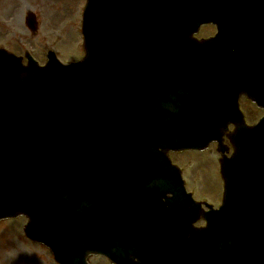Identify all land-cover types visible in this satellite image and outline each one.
I'll list each match as a JSON object with an SVG mask.
<instances>
[{"label":"water","instance_id":"water-1","mask_svg":"<svg viewBox=\"0 0 264 264\" xmlns=\"http://www.w3.org/2000/svg\"><path fill=\"white\" fill-rule=\"evenodd\" d=\"M232 1L236 11L264 7V0ZM178 3L87 0L84 55L69 64L51 52L45 65L31 56L23 65L0 49V200L13 202L1 206L0 218L25 213L26 235L60 264H86V255L100 250L116 264H148L163 253L156 236L134 231L133 220L150 217L170 225L168 260L154 264H264V118L249 126L237 106L245 85L264 71V58L241 55L223 76L211 59L191 58L197 48L209 53L222 31L198 44L194 19L178 22L196 13H174ZM202 3L228 9L226 0ZM232 21L229 30L243 43L242 21ZM223 135L233 146L229 156ZM211 141L222 154L223 197L204 210L168 151L201 150ZM17 165H28L25 179ZM199 218L206 224L196 227Z\"/></svg>","mask_w":264,"mask_h":264},{"label":"rangeland","instance_id":"rangeland-1","mask_svg":"<svg viewBox=\"0 0 264 264\" xmlns=\"http://www.w3.org/2000/svg\"><path fill=\"white\" fill-rule=\"evenodd\" d=\"M84 0H0V46L16 54L25 50L39 61L46 59L47 49L52 48L60 59L81 57L80 32L81 7ZM27 11L35 12L39 21L37 30L30 32L25 22ZM204 25L202 32L212 33ZM247 111L248 122L256 121L262 110L241 99ZM211 143L206 149L172 153V159L182 169L187 188L194 197L205 199L217 206L220 203L222 180L219 176V153ZM25 217L18 215L0 220V264H58L50 250L41 243L25 236ZM87 264H111L104 256H92Z\"/></svg>","mask_w":264,"mask_h":264}]
</instances>
